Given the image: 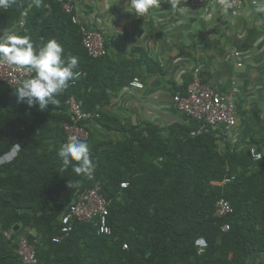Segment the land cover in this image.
<instances>
[{"label": "trees", "instance_id": "1", "mask_svg": "<svg viewBox=\"0 0 264 264\" xmlns=\"http://www.w3.org/2000/svg\"><path fill=\"white\" fill-rule=\"evenodd\" d=\"M21 21L18 34L29 35L38 46L56 39L65 56L78 58L82 75L45 111L19 101L15 87L0 82V155L15 143L21 147L13 161L0 165V264H23L14 251L21 234L36 238L39 261L52 264H248V258L264 253V159L253 161L246 149L239 151L213 133L191 136L196 123L186 115V125L127 127L100 111L94 122L122 138L95 141L90 131L85 141L96 164L92 179L61 171L58 148L67 142L62 124L70 121L66 100L75 95L85 110H96L134 74L129 60L117 63L108 53L89 57L78 25L58 0H41L39 7L34 0H14L0 8V31ZM131 52L139 54L148 72H164L144 49ZM186 86L176 93L184 94ZM251 140L242 141L262 151L264 138ZM51 144L56 147L50 151ZM227 174L236 179L226 186L211 183ZM123 181L127 187H121ZM97 183L111 199L112 233L74 220L72 231L53 241L76 193ZM220 196L230 200L234 212L216 218ZM225 222L227 231L221 230ZM6 230H13L11 239ZM198 237L207 241L202 253L195 245Z\"/></svg>", "mask_w": 264, "mask_h": 264}, {"label": "crops", "instance_id": "2", "mask_svg": "<svg viewBox=\"0 0 264 264\" xmlns=\"http://www.w3.org/2000/svg\"><path fill=\"white\" fill-rule=\"evenodd\" d=\"M73 1L92 28L105 29L109 59L117 63L129 60L134 74L129 83L138 77L144 85L128 87V83L110 91V101L100 107L102 112L127 127L186 125L188 120L174 108L172 97L200 67L203 80L222 91L229 88L233 75L239 76L236 112L240 136L244 141L264 138V13L257 12V7L246 3L240 13L233 14L212 6L192 9L185 0H159L163 6L137 16L125 10L127 0ZM19 28L20 23L11 30L18 32ZM5 31L10 30H1L0 35ZM240 31L246 33L243 40L237 38ZM234 43L248 52L242 67L224 61L225 52ZM133 47L144 49L164 72H148L138 62L139 54H132ZM88 127L94 140L110 135L112 140L122 138L121 132L109 131L96 122ZM55 147L48 145L50 151ZM247 262L264 264V253Z\"/></svg>", "mask_w": 264, "mask_h": 264}, {"label": "built area", "instance_id": "3", "mask_svg": "<svg viewBox=\"0 0 264 264\" xmlns=\"http://www.w3.org/2000/svg\"><path fill=\"white\" fill-rule=\"evenodd\" d=\"M66 13H71L72 22L79 27L81 42L91 58H101L107 55L106 31L103 27L92 28L89 22L82 18L78 7L73 0H58ZM192 9H199L208 6L217 8L218 11L224 12L220 0H185ZM231 8L228 13L238 14L248 3L253 7L264 6L262 0H229ZM159 6H163L159 1ZM23 21L20 22V26ZM9 32H16L10 30ZM17 33V32H16ZM245 31L237 33L238 40H243ZM248 52L241 46L234 43L225 52L224 61L233 63L236 67H242L248 57ZM200 67L194 69L190 80L186 86L184 94L176 93L172 97L174 108L186 115L196 123L195 128L190 132L191 136L213 133L221 140H226L236 147L239 151L246 149L253 161L264 159V153L254 144L246 145L243 143L237 128L236 102L240 94V78L233 75L230 80L229 88L226 91L220 90L210 81H205L201 77ZM81 72V71H80ZM23 69L9 66L0 62V82L10 88L18 87L19 83L28 77ZM82 75V72H81ZM81 77V76H80ZM74 83V82H73ZM143 83L138 77H134L128 87L143 88ZM67 113L70 121L62 124L66 140L69 136H77L81 140H88L91 137L88 123L94 122L100 116V107L96 110L88 111L83 107V101L75 95H71L67 100ZM21 147L15 143L5 153L0 155V165L13 161ZM230 171V167H227ZM236 179L235 174H227L221 180H212L211 183L217 186H226ZM128 182L123 181L121 187H127ZM111 199L106 197L102 192L100 184L79 190L73 201L68 204L63 214L60 216V234L53 237V241L59 242L67 236L73 229L74 220L93 223L99 233L111 234L112 229L109 224ZM234 212V206L229 199L220 196L215 203L214 216L223 218ZM230 224L225 222L221 225V230L227 231ZM4 235L11 239L13 230L4 231ZM38 240H31L26 234H21L16 240L15 253L21 259L23 264H52L40 262L37 256ZM198 253H202L207 247V241L204 237H198L195 240ZM124 248L127 245L124 244Z\"/></svg>", "mask_w": 264, "mask_h": 264}, {"label": "clouds", "instance_id": "4", "mask_svg": "<svg viewBox=\"0 0 264 264\" xmlns=\"http://www.w3.org/2000/svg\"><path fill=\"white\" fill-rule=\"evenodd\" d=\"M41 0H34L37 7ZM14 0H0V8H9ZM264 3V0H262ZM225 12L231 8L229 0H220ZM159 6V0H127L125 10L137 16H146L150 10ZM257 12L264 13V6H258ZM0 62L23 69L28 77L23 79L15 93L19 101L30 107L38 106L41 111L49 105H58L57 97L62 94L70 82L79 79L78 58L65 56L64 47L56 40L49 39L36 45L29 35L5 31L0 35ZM62 162L61 171L72 170L78 176L92 179L96 164L91 157L90 145L77 136H69L57 153Z\"/></svg>", "mask_w": 264, "mask_h": 264}, {"label": "rangeland", "instance_id": "5", "mask_svg": "<svg viewBox=\"0 0 264 264\" xmlns=\"http://www.w3.org/2000/svg\"><path fill=\"white\" fill-rule=\"evenodd\" d=\"M262 21V20H261ZM264 22V21H263ZM237 31H235V33H236ZM105 139H111V135H110V138H106V137H104V138H98L97 140H95V141H100V140H105ZM89 143V142H88ZM91 143H89V145H90Z\"/></svg>", "mask_w": 264, "mask_h": 264}, {"label": "water", "instance_id": "6", "mask_svg": "<svg viewBox=\"0 0 264 264\" xmlns=\"http://www.w3.org/2000/svg\"><path fill=\"white\" fill-rule=\"evenodd\" d=\"M14 230H15V231L18 230V226H17V225L15 226Z\"/></svg>", "mask_w": 264, "mask_h": 264}]
</instances>
